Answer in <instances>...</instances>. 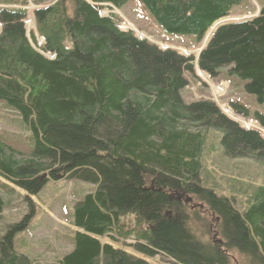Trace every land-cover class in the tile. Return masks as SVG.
I'll list each match as a JSON object with an SVG mask.
<instances>
[{
	"label": "trees",
	"instance_id": "obj_1",
	"mask_svg": "<svg viewBox=\"0 0 264 264\" xmlns=\"http://www.w3.org/2000/svg\"><path fill=\"white\" fill-rule=\"evenodd\" d=\"M131 1L0 0V101L32 134L29 156L20 157L0 133V178L26 192L29 206L0 237V264L39 261L21 254L15 238L37 215L32 198L47 182L60 180L87 183L93 191L65 220L71 249L50 264H149L130 250L166 255L174 264H230L235 257L240 264H264V186L245 195L241 211L232 199L200 185L206 133L221 134L225 157L264 164L262 132L244 129L214 102L186 104L182 91L189 85L186 75L194 74L195 56L162 51L120 30L118 16L102 14L103 5L120 9ZM137 1L169 34L194 43L210 34L199 69L217 78L229 68L264 105V1L257 16L216 29L251 1ZM29 15L36 27L30 36ZM36 35L53 58L35 49ZM232 107L248 117L245 105ZM255 120L264 131V114L257 112ZM5 188L0 184V218L9 206ZM177 194L191 198L189 206L198 201L209 207L223 245L197 238L189 206L172 198ZM131 236L133 244L127 242ZM41 245L31 241L30 247Z\"/></svg>",
	"mask_w": 264,
	"mask_h": 264
},
{
	"label": "rangeland",
	"instance_id": "obj_2",
	"mask_svg": "<svg viewBox=\"0 0 264 264\" xmlns=\"http://www.w3.org/2000/svg\"><path fill=\"white\" fill-rule=\"evenodd\" d=\"M250 1L251 4H246L245 8L241 7L235 10L233 21H238L236 20L238 18L240 20L252 18L254 14L247 13L246 8H250L251 13H258L257 7L264 0ZM110 12L120 19L125 18L130 27H125L124 29L136 30L135 35L140 40L141 35H139V32L145 33L144 40L150 43L156 42L155 44L159 45L163 50L168 48L179 50L185 57L194 55L195 59H197V55L208 41L205 38L200 43H194L193 39L189 37L169 34L153 22L149 13L137 0H132L120 9ZM217 26H221L220 22L215 25L214 29ZM30 28L33 29V25H30ZM34 47L39 49L37 46ZM184 47L196 49L193 52ZM42 53L48 58H53L49 53ZM196 64L197 61H195ZM196 70L194 74L186 75L189 85L182 91V99L186 104L203 100L214 102L223 114L240 124L250 123L254 125L256 121L255 114L257 112L264 114V105L259 104L254 96L246 93L245 85L247 82L234 75H229V68L222 70L217 78H212L206 74L204 79L199 77V71L197 68ZM232 103L248 106V117L237 115L236 111L233 110ZM0 133L3 136V141L15 149L18 152H16L18 156H29L32 134L23 125L17 113L9 109L3 101H0ZM220 139L221 134L217 131L206 133L203 152L201 153L203 175L200 185L209 188L218 196L232 199L236 208L243 211L246 209L247 202L246 200L244 201L245 195L258 187L264 186V164L253 162V160H233L225 157L219 142ZM0 184L8 187L2 192L9 205L0 218L1 237L6 233L9 225L18 223L24 215L28 214L29 206L28 202L25 201L26 192L1 178ZM9 189L14 190V192H10ZM92 191L93 186L79 181L60 180L46 183L42 191L32 198L37 215L32 219L29 230L16 235L15 243L18 251L21 254L39 258V261L33 264H50L49 262H55L61 258L64 253L71 249V240L65 238L69 236L71 230L65 224V220L70 217L75 204ZM174 198L177 200L179 198L178 194ZM181 198L183 199L179 203L187 206L193 204L187 203L186 197ZM195 203L197 204H195V207L189 206L188 209V213L192 217L191 220H193L192 228L194 230H192L194 234L204 244L218 245V240L222 239L220 234L215 236V233L218 232L217 225L220 224L219 220L209 214L208 206L201 205L198 201H195ZM196 218L201 220L206 218V222L204 221L203 223L206 224L209 232H206L203 223L200 220H195ZM31 233H33V238ZM134 239L135 237L131 236L130 239H127V242L133 244ZM31 241L34 244L40 241L42 245L39 248L33 247L31 249ZM48 242H50V246L46 245ZM46 246H48L47 251ZM129 252L148 261L149 264H174L168 258L166 260L165 256L161 254L150 258L135 251L130 250ZM235 259L230 264H240L237 263L240 262V259L238 257H235Z\"/></svg>",
	"mask_w": 264,
	"mask_h": 264
},
{
	"label": "bare ground",
	"instance_id": "obj_3",
	"mask_svg": "<svg viewBox=\"0 0 264 264\" xmlns=\"http://www.w3.org/2000/svg\"><path fill=\"white\" fill-rule=\"evenodd\" d=\"M229 12H231V11H229ZM228 12V13H229ZM105 17H107V14H105V13H102ZM228 15V14H227ZM226 23H229V20L227 19V20H225V21H223V22H220V24L221 25H223V24H226ZM218 27V26H217ZM130 31H132L133 33H135L136 32V30H130ZM138 32V31H137ZM145 33H143L142 34V32H139V35H141V37H145V35H144ZM139 41V40H138ZM44 45V43L42 44V43H38V41H37V47L39 48V49H37L38 51L40 50V51H42L41 50V47ZM151 46V45H150ZM156 47V46H155ZM39 51V52H40ZM43 52V51H42ZM41 52V53H42ZM43 54V53H42ZM222 91V90H221ZM230 118V117H229ZM230 119H232V118H230ZM224 153V152H223ZM254 162V161H253ZM259 164V163H258ZM201 167V166H200ZM264 167V166H263ZM48 183V182H47ZM242 211V210H241ZM164 253V252H163ZM166 256V255H165ZM166 259V258H165ZM167 260V259H166ZM173 263V262H172Z\"/></svg>",
	"mask_w": 264,
	"mask_h": 264
},
{
	"label": "flooded vegetation",
	"instance_id": "obj_4",
	"mask_svg": "<svg viewBox=\"0 0 264 264\" xmlns=\"http://www.w3.org/2000/svg\"><path fill=\"white\" fill-rule=\"evenodd\" d=\"M182 197H186V199H187V196H186V195H183ZM172 198H174V197L172 196ZM174 199H175V198H174ZM182 199H183V198L179 197V198L177 199V201L180 202V201H182ZM185 205H186V204H185ZM215 236H216V235H215Z\"/></svg>",
	"mask_w": 264,
	"mask_h": 264
},
{
	"label": "water",
	"instance_id": "obj_5",
	"mask_svg": "<svg viewBox=\"0 0 264 264\" xmlns=\"http://www.w3.org/2000/svg\"><path fill=\"white\" fill-rule=\"evenodd\" d=\"M187 202H192V199L191 198H188L187 199ZM223 242L222 241H219L218 244H222Z\"/></svg>",
	"mask_w": 264,
	"mask_h": 264
}]
</instances>
